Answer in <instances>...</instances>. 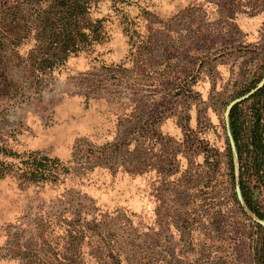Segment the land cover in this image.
<instances>
[{
	"label": "rangeland",
	"instance_id": "obj_1",
	"mask_svg": "<svg viewBox=\"0 0 264 264\" xmlns=\"http://www.w3.org/2000/svg\"><path fill=\"white\" fill-rule=\"evenodd\" d=\"M112 4L106 39L49 70L38 1L0 0V264H263L264 163L225 108L264 77V0ZM237 104L245 145L261 102ZM31 151L66 172L20 178Z\"/></svg>",
	"mask_w": 264,
	"mask_h": 264
},
{
	"label": "trees",
	"instance_id": "obj_2",
	"mask_svg": "<svg viewBox=\"0 0 264 264\" xmlns=\"http://www.w3.org/2000/svg\"><path fill=\"white\" fill-rule=\"evenodd\" d=\"M37 1L38 5L35 7L34 14L40 26L35 30L37 31L34 38L37 43L35 51L43 49L44 53L49 54V57L41 58L42 65L46 62L47 64L44 66L49 70L62 65L71 54L93 50L96 44H100L106 39V32L101 29L103 18L92 15L102 0ZM110 1H112V5L119 6L127 0ZM3 15L1 23L5 26V23L12 20V13L6 11ZM2 37L0 31V44H3ZM1 58L0 52V61ZM250 98L257 99L261 104L258 107H253L254 118L249 126L248 142L245 145L241 142L242 125L238 104L233 106L229 113V125L240 160L247 156L252 159L253 163L257 160L261 165L264 163V86ZM18 158V162L14 164L16 172L19 173L20 178L29 182L56 180L67 169L57 157H51L38 151L20 154ZM1 165H5L4 161L1 162ZM0 172L3 173V170L1 169ZM240 186L246 205L257 216L263 218V214L256 210L253 204V195L248 186L242 180ZM262 257L264 259V254Z\"/></svg>",
	"mask_w": 264,
	"mask_h": 264
},
{
	"label": "water",
	"instance_id": "obj_3",
	"mask_svg": "<svg viewBox=\"0 0 264 264\" xmlns=\"http://www.w3.org/2000/svg\"><path fill=\"white\" fill-rule=\"evenodd\" d=\"M263 86H264V77H263V79L254 88H252L246 94H244L243 96H240L238 98H235V99L231 100L228 103V105L225 108V119H226V122H227V126L229 125L228 124V119H229V113H230L232 107L234 105H236L237 103H239V102H241V101H243V100L251 97L256 91H258ZM229 141H230V145H231L232 150L237 155L236 149H235V143H234V140H233V137L231 136V134H229ZM236 192H237V196H238V199H239L240 203H242L244 205L245 202H244L243 196L241 194V190H240V187H239V184L238 183L236 185ZM257 222L259 224H261L262 226H264V220L257 219Z\"/></svg>",
	"mask_w": 264,
	"mask_h": 264
}]
</instances>
